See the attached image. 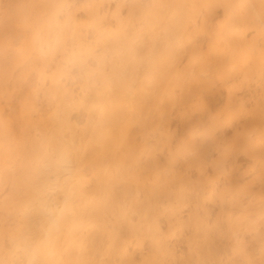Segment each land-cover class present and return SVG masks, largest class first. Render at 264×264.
<instances>
[{
  "label": "bare ground",
  "instance_id": "6f19581e",
  "mask_svg": "<svg viewBox=\"0 0 264 264\" xmlns=\"http://www.w3.org/2000/svg\"><path fill=\"white\" fill-rule=\"evenodd\" d=\"M22 11L0 64V105L28 95L19 132L0 124V264H264V0L3 16Z\"/></svg>",
  "mask_w": 264,
  "mask_h": 264
},
{
  "label": "rangeland",
  "instance_id": "374dc122",
  "mask_svg": "<svg viewBox=\"0 0 264 264\" xmlns=\"http://www.w3.org/2000/svg\"><path fill=\"white\" fill-rule=\"evenodd\" d=\"M19 2L20 0H0V64L4 63V66L8 68L10 67V64L12 62V55H11L12 51L10 48L18 46V44L13 46V43L17 42V37L19 40L26 38L25 36V11H22L21 13L17 15H13V14L12 15L10 14V16L5 15V17L3 16L4 15L3 13L6 12L7 14V7L8 6L12 7L13 5L18 4ZM13 24L15 27H19L23 25V30L16 29V32L6 33L5 29H7V26L11 27L13 26ZM14 34L17 35V37ZM5 44L7 45L6 57H4L2 54V50ZM9 71L12 75L11 78H8V81L10 82V84L14 83L18 85L19 83H21V81L25 83L24 72L20 73V70L17 68L16 69L14 68V70L12 69V71L11 70ZM5 81H6V78H5ZM2 87L0 86V91ZM21 87L22 85L19 87V89ZM24 94L25 92H22V91L20 94L16 93L15 100L12 103L6 102L0 105V124L2 120H5L6 130H7V127L8 128L11 127L12 130H14L15 132H19L20 126L22 127V123H20L21 120L19 118L20 107H22V105L25 103L27 96H28Z\"/></svg>",
  "mask_w": 264,
  "mask_h": 264
}]
</instances>
